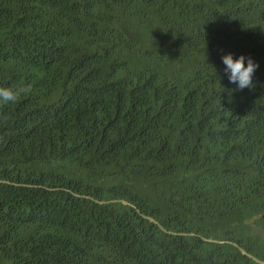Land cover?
Wrapping results in <instances>:
<instances>
[{
  "label": "trees",
  "instance_id": "trees-1",
  "mask_svg": "<svg viewBox=\"0 0 264 264\" xmlns=\"http://www.w3.org/2000/svg\"><path fill=\"white\" fill-rule=\"evenodd\" d=\"M0 87V264H264V0H0Z\"/></svg>",
  "mask_w": 264,
  "mask_h": 264
},
{
  "label": "clouds",
  "instance_id": "clouds-1",
  "mask_svg": "<svg viewBox=\"0 0 264 264\" xmlns=\"http://www.w3.org/2000/svg\"><path fill=\"white\" fill-rule=\"evenodd\" d=\"M224 67V73L230 83L237 85V88L243 90L252 88V77L258 68L250 57L243 55L233 58L231 54H226L221 57ZM28 89H13L8 87H0V103H16L20 99L21 93Z\"/></svg>",
  "mask_w": 264,
  "mask_h": 264
}]
</instances>
